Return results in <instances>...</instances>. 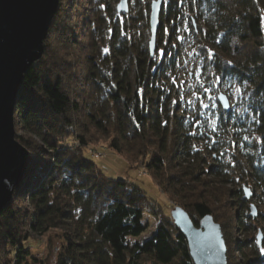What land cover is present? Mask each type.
<instances>
[{
    "label": "trees",
    "instance_id": "1",
    "mask_svg": "<svg viewBox=\"0 0 264 264\" xmlns=\"http://www.w3.org/2000/svg\"><path fill=\"white\" fill-rule=\"evenodd\" d=\"M118 2L75 0L68 18L61 0L44 55L25 76L15 130L31 158L0 213V264H44L25 243L52 229L62 230L65 241L56 264H194L185 236L159 202L140 184L106 176L89 157L99 137L133 163L150 156L146 168L196 226L212 215L241 228L243 240L224 237L228 264H264V212L251 213L257 188L264 197V0H169L157 40L162 58L158 47L154 56L149 49L153 0L130 1L127 14L118 13ZM140 22L144 32L136 37ZM195 22L202 23L199 32ZM183 28L200 34L203 61L213 68L208 80L220 76L241 92L243 114L218 106V125L208 134L200 120L209 124L212 113L191 115L189 106L181 115L173 96ZM67 55L84 61L82 72ZM72 137L79 147L68 145ZM146 213L160 220L155 233L131 244L130 237L147 230Z\"/></svg>",
    "mask_w": 264,
    "mask_h": 264
},
{
    "label": "water",
    "instance_id": "2",
    "mask_svg": "<svg viewBox=\"0 0 264 264\" xmlns=\"http://www.w3.org/2000/svg\"><path fill=\"white\" fill-rule=\"evenodd\" d=\"M60 0H0V213L12 201L29 168L31 155L17 140L15 108L26 74L44 55L45 40ZM164 3L151 5L149 49L154 56ZM129 0H119L118 13H129ZM218 101L226 112L232 110L229 97ZM252 216L257 215L255 206ZM174 225L185 236L194 264H228L227 245L212 215L196 226L181 206L171 211ZM262 233L258 234L261 243Z\"/></svg>",
    "mask_w": 264,
    "mask_h": 264
},
{
    "label": "rangeland",
    "instance_id": "3",
    "mask_svg": "<svg viewBox=\"0 0 264 264\" xmlns=\"http://www.w3.org/2000/svg\"><path fill=\"white\" fill-rule=\"evenodd\" d=\"M64 1L68 3V5L65 7V13L68 18H71L72 11L69 6L75 0ZM78 1L83 4L84 0ZM130 1L132 0H129V3ZM194 25L195 30L199 32L200 28L202 27V23L200 22V24H198L197 22H195ZM143 32L144 23L140 22V24L138 26H135V28L133 29V34L137 37ZM183 34H187L186 37L188 38L185 40L182 37L181 39L183 43L185 42L183 48L181 49L182 65L181 68L176 71V77L173 78V80L176 81V86L173 88V96L175 99H180L181 104L178 109L181 115L184 114L186 108L189 109V106L193 109V112H190L191 115H195L199 111L200 115L204 116L205 110H208L210 113H212L211 122L209 124L200 120V129L203 133L205 132V134H208L211 129L218 125V106L221 107L218 102V95L220 93H224L229 97L232 108L231 113L235 117H239L243 114V106H240L241 92L240 90L237 91L238 87L236 83H234L233 81L228 82L227 79L221 80L220 76L215 75L216 78L208 80V76L213 74V68L209 66V62L203 61L202 55L200 53V48L203 45L200 41V34L198 33L200 37L199 39V37H197L192 31H190V29L184 28L182 29L181 36H183ZM59 48L60 46H57L56 49L59 50ZM67 57L73 64H78L77 62H79L81 71L78 70V72H82V70L85 68V65L83 63L84 61H80L75 58V56L71 55H67ZM206 65L208 66V68H206ZM217 77H220L219 82H217ZM202 84L204 85L202 86ZM205 88L209 89V91L205 92ZM183 99H186L187 103H183ZM201 101L203 102V104L208 105V107H203L201 105ZM198 127L196 129H198ZM97 141L98 143L96 142V146L91 147L89 157L98 164V166L102 169L106 176L118 180H127L130 183L134 182L140 184V186H142V188L145 190L148 198H152L158 201L161 205V209L168 215H171V211L173 210L174 206H181L176 201L169 200V195L162 187H160V185H158V183L154 180L153 176L146 168V163L149 162L150 156L145 159L146 163L144 162L145 160L133 163L129 161L126 156L119 155L113 150L108 149L107 147L109 141L104 139V137H99ZM79 144L80 143L75 137L69 139L68 145H75L79 147ZM236 149L240 150L239 145H236ZM94 152H96L99 157L96 158L93 155ZM255 192L257 196L253 197L251 204L256 206L257 211L264 212V197L261 194V190L257 188ZM28 205L29 204L27 203L26 207H28ZM159 222L160 220L158 218H155L153 215L146 213L144 215V223L147 226L146 232L137 238L130 237V243H142L143 241L149 239L155 233ZM220 225L226 239L229 238L234 243H237L244 239L241 228L236 227V225L233 226L229 222L226 224L222 223ZM260 232L261 231L259 230L256 231L257 234H259ZM64 244L65 241L63 239V231L57 229H52L49 232L40 235L32 233L30 239H28L25 243V245L31 249L32 255L34 257L36 256L40 258V260L44 264H56L59 251L62 249ZM8 257H13L11 252L9 253ZM234 258L235 260L239 261L242 259V255L236 251L234 254Z\"/></svg>",
    "mask_w": 264,
    "mask_h": 264
},
{
    "label": "snow or ice",
    "instance_id": "4",
    "mask_svg": "<svg viewBox=\"0 0 264 264\" xmlns=\"http://www.w3.org/2000/svg\"><path fill=\"white\" fill-rule=\"evenodd\" d=\"M168 2H169V0H163V3H165V4H167ZM160 3H161V0H153V4H154V6H155V5H158V4H160ZM101 7L103 8L104 5H101ZM173 23H175V21H173ZM161 30H162V33H163V34H166V35L169 34V29L163 27V25H161ZM172 33H175V28L172 29ZM176 38H177V39H182V37H176ZM161 43H166V41H161ZM157 47H158V55H159L161 58L164 57V56L166 55L165 49H164L163 47H160L159 44L157 45ZM103 51L107 54V53L109 52V49H108V48H105ZM213 56H214V53H212L211 51H209V53H208V58H209V59H212ZM219 81H220V77H217V82H219ZM172 83L175 84L176 81L173 80ZM204 91H205V92H208L209 89L205 88ZM237 91H239V89H237ZM173 103H175V101H173ZM201 105H202L203 107H208V105L203 104L202 101H201ZM193 135H195V134H193Z\"/></svg>",
    "mask_w": 264,
    "mask_h": 264
},
{
    "label": "built area",
    "instance_id": "5",
    "mask_svg": "<svg viewBox=\"0 0 264 264\" xmlns=\"http://www.w3.org/2000/svg\"><path fill=\"white\" fill-rule=\"evenodd\" d=\"M93 155H94L96 158L99 157V155L96 154V152H94Z\"/></svg>",
    "mask_w": 264,
    "mask_h": 264
}]
</instances>
